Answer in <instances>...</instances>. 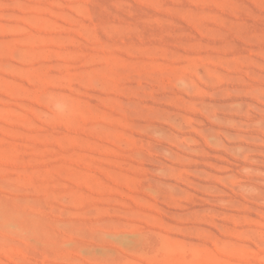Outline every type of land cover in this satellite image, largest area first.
Instances as JSON below:
<instances>
[{
    "label": "rangeland",
    "instance_id": "obj_1",
    "mask_svg": "<svg viewBox=\"0 0 264 264\" xmlns=\"http://www.w3.org/2000/svg\"><path fill=\"white\" fill-rule=\"evenodd\" d=\"M0 264H264V0H0Z\"/></svg>",
    "mask_w": 264,
    "mask_h": 264
}]
</instances>
